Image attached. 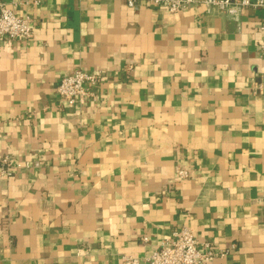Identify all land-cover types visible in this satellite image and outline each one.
<instances>
[{
  "label": "crops",
  "instance_id": "1",
  "mask_svg": "<svg viewBox=\"0 0 264 264\" xmlns=\"http://www.w3.org/2000/svg\"><path fill=\"white\" fill-rule=\"evenodd\" d=\"M17 11L33 35L0 41V155L41 166L0 177V264H121L182 226L229 249L214 264H264V7L240 27L203 4ZM77 69L105 74L67 105L57 87Z\"/></svg>",
  "mask_w": 264,
  "mask_h": 264
},
{
  "label": "built area",
  "instance_id": "2",
  "mask_svg": "<svg viewBox=\"0 0 264 264\" xmlns=\"http://www.w3.org/2000/svg\"><path fill=\"white\" fill-rule=\"evenodd\" d=\"M130 7L140 2L158 10L177 13L189 9L196 4H203L207 13H223L238 21L249 7H264V0H126ZM32 3L39 5L41 0L15 1L10 4L0 2V41L28 40L33 35V27L29 15H20L17 6ZM262 33L260 54L264 59V19L259 24ZM105 71L98 69L87 71L77 69L65 75L58 87L57 94L67 105H84L96 97V89L104 77ZM264 94V74L259 83ZM41 166L39 160L18 161L10 155H0V177H10L16 170H27ZM176 174L180 178L188 176V171L178 167ZM258 201L264 205V196ZM143 240H147L146 237ZM229 249L214 248L210 243H200L193 231L182 226L165 237L150 255L141 258L129 254L121 256V264H214L216 258H224Z\"/></svg>",
  "mask_w": 264,
  "mask_h": 264
}]
</instances>
